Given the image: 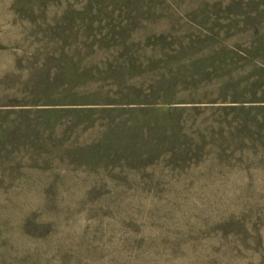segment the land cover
I'll list each match as a JSON object with an SVG mask.
<instances>
[{
  "label": "rangeland",
  "instance_id": "374dc122",
  "mask_svg": "<svg viewBox=\"0 0 264 264\" xmlns=\"http://www.w3.org/2000/svg\"><path fill=\"white\" fill-rule=\"evenodd\" d=\"M254 135L264 0H0V200L12 201L15 259L1 263L264 264L110 261L108 250L123 237L110 234L114 196L184 200L174 217L209 222L263 213L251 206L264 202V171L239 162ZM219 143L239 154L230 170L214 168ZM86 230L101 233L99 261L74 253Z\"/></svg>",
  "mask_w": 264,
  "mask_h": 264
},
{
  "label": "trees",
  "instance_id": "16d2710c",
  "mask_svg": "<svg viewBox=\"0 0 264 264\" xmlns=\"http://www.w3.org/2000/svg\"><path fill=\"white\" fill-rule=\"evenodd\" d=\"M253 128H260L259 121L253 122L250 130ZM256 135L243 141L255 150L248 158L244 154L249 152L239 153L232 160L224 154L223 157L224 150L222 153L219 151L221 144L215 145L218 153L213 158L221 157V162L218 161L219 165L214 168L220 166L230 170L239 155V162L248 168L264 171V137L255 139ZM209 146L206 145V148ZM227 160L233 164L227 165L230 162ZM153 190L156 191L155 188ZM112 191L115 193L117 190L114 188ZM166 193L169 194V191ZM128 199L124 201L114 196L106 205L114 220L109 224L110 234L123 236L108 249L110 261H264V212L258 215L255 211L239 218L224 213L225 216L218 217L216 222H209L199 216L191 218L187 213L174 217L178 213L185 214L184 200L170 197ZM122 201L123 205L120 206ZM11 202L0 200V264H4L1 261H15L8 243V235H11L8 228ZM262 203L258 200L251 207L261 211L259 208H264L260 205ZM103 204L97 206L104 208ZM192 207V204L187 205L188 209ZM191 219L195 223L189 222ZM100 234L97 230L85 231L83 239L74 249L81 261H99L98 254H102V247L105 246L100 242L101 238L94 239L91 235Z\"/></svg>",
  "mask_w": 264,
  "mask_h": 264
}]
</instances>
